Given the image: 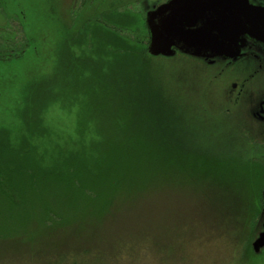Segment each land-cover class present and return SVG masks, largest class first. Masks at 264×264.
Masks as SVG:
<instances>
[{
  "label": "rangeland",
  "instance_id": "1",
  "mask_svg": "<svg viewBox=\"0 0 264 264\" xmlns=\"http://www.w3.org/2000/svg\"><path fill=\"white\" fill-rule=\"evenodd\" d=\"M154 6L155 0H0V28L12 25L0 35L1 184L8 181L5 150L27 151V165L42 160L40 167L49 172L62 153L56 146L75 153L95 135L86 125L82 135L75 128L74 105L84 99L82 84L71 75L78 69L73 60L82 58L92 72L107 71V62L114 69L104 43L112 34L133 45L136 37L127 36L136 34L138 47L146 49L144 19ZM13 12L19 15L16 22ZM107 27L110 34L104 32ZM81 35L84 41L97 37L91 57L71 44ZM20 51V58H5ZM146 56V105L159 120L163 115L166 130L158 132L149 119L135 122L143 123L144 134L155 142L179 134L182 153L165 156L163 170L151 175V188L131 186L91 201L88 179L81 181L85 187L77 196L67 184L34 182L36 177L28 175L26 185L37 189L24 191L28 203L26 194L24 206H17V194L14 209L10 199L8 208L0 203V264H264V248L258 255L249 251L256 236L250 216L264 190V166L251 168L249 159L260 163L259 157L246 153L253 145L264 146V125L250 119L246 105L229 108L226 73L216 78L215 67L179 51L167 58ZM124 64L129 66L119 62L117 67ZM119 74L132 77L129 70ZM259 84L254 88L262 93L264 79ZM46 95L49 108H43L37 125L26 118V100L37 97V110L39 97L45 103ZM27 113L32 119L35 112ZM257 148L252 153L264 157V149ZM73 183L76 192L80 182ZM1 190L9 192L8 183ZM46 214L60 216L59 221L45 222Z\"/></svg>",
  "mask_w": 264,
  "mask_h": 264
},
{
  "label": "trees",
  "instance_id": "2",
  "mask_svg": "<svg viewBox=\"0 0 264 264\" xmlns=\"http://www.w3.org/2000/svg\"><path fill=\"white\" fill-rule=\"evenodd\" d=\"M111 22L114 23L113 20ZM101 25L103 26V24ZM108 27L107 30L104 29L106 34L111 33ZM121 27L123 28L124 25L122 24ZM109 37L111 39L106 40L104 43L107 45L109 56L112 57L113 63L116 64L114 69H112L107 62V71L103 69L98 72H92V70L86 68L82 58L77 59L78 61L73 58V65L76 63L75 66H77L78 69L74 68L75 70L72 71L71 75L76 77L75 81L77 83L82 84L83 88L81 94L84 99L83 104L74 105L75 108H78L76 111L75 119L77 120L75 128L79 130L78 135H82L84 131L83 128L86 125L88 128L94 129L95 135H92V138H89L90 140L88 142L83 141L82 148L75 153H65L59 146H56L54 150L61 151L62 153L54 160V164L49 172L46 171V168L43 169L40 167L39 164H41L42 160L27 165L23 160V158L26 160L28 159L27 151L22 150V154H19L5 150V154L10 157L9 160L6 158V164L10 166L7 165L8 181L2 184L0 183V203L4 206H8V201L10 199L11 209L15 208L14 204L16 201L13 194H17L18 196L16 198L18 201L17 206H24L22 204L24 201L23 197L26 194L24 191L34 193V191L37 190L26 185H30L32 176L36 177V181L34 182L44 183L51 181L53 183L67 184L69 190L72 193L78 194L77 196H81L79 192L85 187L84 182L81 181L88 179L89 182H91L90 187L93 194L89 199L90 201L92 199L103 198L104 194H109L112 197V194H118L120 190L129 191L131 186H133L132 189L138 191L143 190L146 185V188L149 189L151 188V182L154 181L151 175L154 172H161L163 170V159L165 156H177L182 153V141L180 140L181 136L179 134L170 139V141L164 139L155 142L146 133L144 134V124L139 121L135 122L137 118L149 119L151 126L156 127L158 132L161 128L164 132L166 130L163 125V115L158 112V114L162 116V119L159 120L158 116L148 112V105H146V84L144 83L143 73L148 70V66L146 65L149 58L146 56V49L138 47L141 44L140 41L137 40L136 34L132 36V39L129 35L127 36L130 41H134L136 37L135 41L137 44L134 45L129 44L127 40L119 41L118 36L114 34ZM85 39L86 41L82 39L81 35L80 39L71 42V44L72 46L77 45L78 49L81 47L82 56L88 55L91 57L93 55L92 45L97 44V37H94V40L91 41L86 37ZM85 46L88 51L84 48ZM22 53L23 51L18 52L17 55L9 53L5 58H20V54ZM71 56L73 57V55ZM2 59L4 60V58ZM2 59L0 58V60ZM119 62H127L129 66L124 64L117 67ZM65 63L66 58L64 65ZM127 70L132 73V77H123L119 74V72H126ZM100 71L106 73L102 75ZM72 88L70 87L69 90H72ZM36 98L31 96L30 100L28 98L26 100V103L29 105L25 110H27V112H35L32 119L29 113L26 112L25 115L29 121L38 125V117L41 115L43 108H49L48 104L50 101L47 95L45 103L43 99L39 97L40 108L34 110L33 107L37 104L35 101ZM22 117L27 124L24 114H22ZM28 127L30 126L28 125ZM33 132L34 130L32 133ZM41 133L45 135L43 130ZM29 134H31V131H29ZM37 135L41 136L40 133H37ZM24 142L26 146L30 147L27 141ZM256 147H258L256 150L264 149V146L260 147V145H257ZM255 148L253 145L246 153L250 155V157L251 154L259 157V162L261 164L256 162L252 157L249 159L250 167L257 170L260 169L258 165L264 166V157L258 151L252 153ZM29 153L32 155V148L29 150ZM159 159L160 162L155 163V161ZM11 167L16 169L14 170ZM214 169L218 170L220 168L215 165ZM27 170L34 171L29 173ZM66 173L67 176L65 175ZM74 181L80 182L76 188V192H73ZM7 183L9 192H4L1 188L5 187ZM27 188L30 189L27 190ZM26 195L28 203L29 195ZM261 196L262 195L259 197V207L256 213L254 216H250L253 228H255L254 234H257L260 229L258 222L262 209ZM52 216L53 217H50L46 214L44 221L46 222L49 220L51 223H55L57 220L59 221L60 216L54 214H52ZM249 251L254 254L250 249Z\"/></svg>",
  "mask_w": 264,
  "mask_h": 264
},
{
  "label": "water",
  "instance_id": "3",
  "mask_svg": "<svg viewBox=\"0 0 264 264\" xmlns=\"http://www.w3.org/2000/svg\"><path fill=\"white\" fill-rule=\"evenodd\" d=\"M196 0H172L147 13L146 51L156 57H172L177 51L195 58H236L241 35L264 42V13L247 0H200L202 10L188 9L185 3ZM187 9V8H186ZM258 225L260 231L251 242L254 254L264 248V190Z\"/></svg>",
  "mask_w": 264,
  "mask_h": 264
},
{
  "label": "flooded vegetation",
  "instance_id": "4",
  "mask_svg": "<svg viewBox=\"0 0 264 264\" xmlns=\"http://www.w3.org/2000/svg\"><path fill=\"white\" fill-rule=\"evenodd\" d=\"M170 1L172 0H155V6L152 9L147 8V10H151L150 12H153ZM247 1L253 7H261L264 13V0ZM15 2L16 0H13V3ZM185 4V11H190L188 9H193L194 11L196 9L202 10L204 8V3L200 0L187 2ZM19 8L20 7H16L15 11L21 13L23 8H21V10H18ZM3 12L4 14H6V10H4ZM13 13L14 14L11 20L13 22H16V20L19 19V15H17L16 12ZM10 28H12V25L10 23L6 25L5 28H0V35L3 36L6 31H10ZM241 36L242 37L239 41L240 50L236 58L227 59L221 56L207 58L203 54L201 58L199 57L197 59H201L202 62L208 67H215L216 78L220 77L223 73H226V80L228 83L226 89H224V98L225 101H227L229 108L233 106H239L240 104L242 106L246 105L245 107L248 111V116L250 117V119L256 121L255 123L257 125H264V86H262V93L258 90H255L254 88V86L261 87L259 82L261 81V79H264V42H261L252 36ZM5 38L6 36L3 37V39ZM27 46L28 44L26 45V47ZM256 93H259L257 94V97L255 96ZM254 105L255 109L253 110ZM258 134L261 136V133ZM262 136L264 135L262 134Z\"/></svg>",
  "mask_w": 264,
  "mask_h": 264
}]
</instances>
